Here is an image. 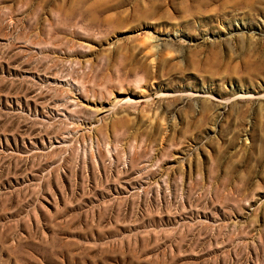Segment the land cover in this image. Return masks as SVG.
<instances>
[{
    "label": "rangeland",
    "instance_id": "1",
    "mask_svg": "<svg viewBox=\"0 0 264 264\" xmlns=\"http://www.w3.org/2000/svg\"><path fill=\"white\" fill-rule=\"evenodd\" d=\"M0 264H264V0H0Z\"/></svg>",
    "mask_w": 264,
    "mask_h": 264
}]
</instances>
